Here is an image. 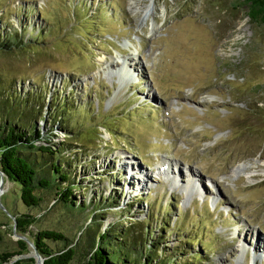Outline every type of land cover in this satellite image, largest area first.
<instances>
[{"label":"rangeland","instance_id":"rangeland-1","mask_svg":"<svg viewBox=\"0 0 264 264\" xmlns=\"http://www.w3.org/2000/svg\"><path fill=\"white\" fill-rule=\"evenodd\" d=\"M247 10L243 0H0V38L16 30L23 43L0 50V97L38 104L44 144H63L62 186L87 207L65 214L41 190L28 208L4 178L0 251L18 240L10 215L74 241L92 213L104 229L154 207L168 220L152 224L160 258L184 246L179 263L264 264V27Z\"/></svg>","mask_w":264,"mask_h":264},{"label":"trees","instance_id":"trees-1","mask_svg":"<svg viewBox=\"0 0 264 264\" xmlns=\"http://www.w3.org/2000/svg\"><path fill=\"white\" fill-rule=\"evenodd\" d=\"M243 2L247 5L249 20L264 27V0H243ZM31 9L35 10L34 7H30ZM30 34L39 42L46 38V33L42 30L37 33L31 31ZM20 41L17 31H12L0 38V50L23 48V43ZM63 97L61 100L67 99ZM38 110V104L32 98L21 99L13 91L10 98L1 95L0 171L7 180L19 185L20 199L28 208L40 206L45 193L38 195L36 191L44 190L46 193H54L56 198L53 200L59 204L58 209L65 214L83 212L87 208L86 205L75 199L73 187L62 186L70 177L57 160H54L55 153H60V146L63 144H59L57 150L53 147L55 145L44 144L47 141L43 140L42 131L38 130L34 122L38 119L48 124V120L46 116L39 115ZM55 116L59 118L58 123L64 126L60 121L63 113ZM53 117L49 119L52 120ZM44 158L49 171L45 176H41L43 172L37 160ZM94 204L98 207L102 206L98 201ZM156 212L154 207H151L150 214L141 221L130 220L128 226L109 224L104 229L98 227L97 219L100 214L92 213L91 221L83 226L74 241L64 232L56 229H42L31 233L29 227L35 224L37 219L33 215L22 214L15 217V233L25 236L34 244L38 253L44 258V264H71L79 255L82 259L79 264H184L179 263L181 261L177 259V255L183 252L184 246L177 248L173 254H168L169 249H166L161 253L164 256L160 258L158 239L164 238V235L160 236L162 232L155 234L152 224L153 220H158L159 228L163 230L164 227L168 228V220L166 215H159ZM1 227L2 223H0V243L3 242ZM47 242L61 243V248L54 251ZM192 242L191 238H187L184 244L191 246ZM30 252L31 248L27 241L19 239L16 241L14 251H0V264H35L34 258L29 255ZM185 257L186 255L182 256L183 262ZM192 258L198 257L193 255Z\"/></svg>","mask_w":264,"mask_h":264},{"label":"water","instance_id":"water-1","mask_svg":"<svg viewBox=\"0 0 264 264\" xmlns=\"http://www.w3.org/2000/svg\"><path fill=\"white\" fill-rule=\"evenodd\" d=\"M4 178H5V176L0 171V195H1L2 191H3ZM0 208L4 209L2 204H1V201H0ZM2 211H4V210H2ZM8 217H10L13 220V226H14L13 229H15V226H16L15 218L12 215H10ZM13 234L18 238V240L19 239H24V240L27 241L29 247L31 248V252H32V254L30 256H32L34 258L35 264H44V258H42V256L38 253V251L35 248L34 244L30 240H28L25 236H20V235L16 234L15 231L13 232Z\"/></svg>","mask_w":264,"mask_h":264},{"label":"bare ground","instance_id":"bare-ground-1","mask_svg":"<svg viewBox=\"0 0 264 264\" xmlns=\"http://www.w3.org/2000/svg\"><path fill=\"white\" fill-rule=\"evenodd\" d=\"M150 6L151 5H149V6H147V7H145L143 10H144V12L147 14L148 12H150L149 10H150ZM149 15V14H148ZM155 28V25H153V27H152V29H154ZM122 69V68H121ZM123 69H124V71H125V67H123ZM124 71H123V73H124ZM127 72V71H126ZM135 183H136V185L138 186V187H142L143 185H144V180L143 179H139V181H135Z\"/></svg>","mask_w":264,"mask_h":264}]
</instances>
